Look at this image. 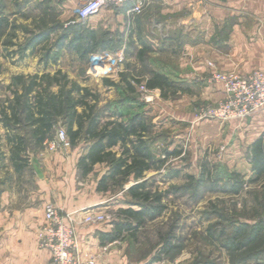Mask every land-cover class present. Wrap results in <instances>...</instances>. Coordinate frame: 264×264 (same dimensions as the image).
Masks as SVG:
<instances>
[{
  "label": "crops",
  "instance_id": "1",
  "mask_svg": "<svg viewBox=\"0 0 264 264\" xmlns=\"http://www.w3.org/2000/svg\"><path fill=\"white\" fill-rule=\"evenodd\" d=\"M68 3L72 9L73 3ZM125 10L103 11L116 14L123 31L128 24ZM159 10L164 13H158ZM133 20L134 41L120 67L123 100L132 101L135 115L147 112L152 118V131L169 128L172 120L188 126L177 135L180 139L189 138L188 123L197 122V134L202 138L212 129L218 141L227 146V166L244 175L246 186L263 188L264 109L244 120L226 122L205 119L201 112L226 96L224 85L211 79L213 73L249 74L264 70V0L153 1ZM199 30L201 36L196 35ZM176 32L180 34L175 35ZM153 73L167 76L175 94L162 97L160 87H148ZM142 85L149 90L145 95L152 96V100L145 101L129 92L141 90ZM121 118L119 121L127 122L131 117ZM163 119L166 123L157 125ZM147 138L152 142V137ZM156 141L153 146H166L161 139ZM168 145L170 150L175 146L174 142ZM150 147L161 156L162 152ZM87 149L83 143L69 150L48 146L22 152L24 160L18 163L9 157L8 173L0 169V264H50L51 252L39 245L48 203L73 216L80 263L149 264L147 259L132 257L129 242L120 237L107 238L117 231L120 234V198L115 200L109 192L98 190L101 177L109 169L103 166L105 163H97L92 172L82 176L78 162ZM89 214H104L106 220L84 223L83 218Z\"/></svg>",
  "mask_w": 264,
  "mask_h": 264
},
{
  "label": "rangeland",
  "instance_id": "2",
  "mask_svg": "<svg viewBox=\"0 0 264 264\" xmlns=\"http://www.w3.org/2000/svg\"><path fill=\"white\" fill-rule=\"evenodd\" d=\"M4 12L9 23L0 33V111L5 108L11 111L9 107L16 97L24 95L25 87L33 77H38L39 86L31 97L36 96L39 89L48 88L58 92L65 85L66 90L72 91V97L81 101L84 89H88L89 95L85 99L93 106L95 115L102 117V123L141 115L152 124V118L150 120L146 111L135 115L132 101L123 100L120 65L115 73L107 77L90 72L94 54L103 50L117 54L122 48L128 53L136 32L134 20L128 24L126 22L123 31L120 18L110 12L103 11L80 22L67 0H4ZM158 13H164V10ZM160 18L164 22L163 16ZM200 33L201 30L196 35L201 36ZM76 37H82L81 44L74 47L71 41ZM91 39L98 44L97 50L85 57L81 56L77 51L78 46H90ZM20 76L21 82L16 80ZM106 78L115 85L107 84ZM129 92L147 101V91L142 88ZM175 92L172 86L160 93L162 97H167ZM213 105L215 103L208 106ZM84 107L79 104L78 113L81 114ZM18 109L21 122H8L9 127L5 126L7 122L0 112V169L5 173H8V159L15 147L10 143V138L25 137L24 147L28 152L48 147L45 143L40 146L33 140V128L26 119L27 111L22 106ZM58 117L56 133L49 140H55L60 129L68 133V125L62 118L67 116ZM169 122L173 124L169 128L150 129L147 134V137H152L149 143L153 150L162 152L161 156L158 153L155 156L164 162L145 174L151 194L164 195L162 203L166 205V210L156 220L147 221L135 235L124 233L122 239L129 242L132 257L147 259L149 264H264V229L246 246L234 249L225 246L235 237L237 242H247L249 236L255 234L252 230L254 225L259 223L264 226V187L246 186L244 175L241 174V179L245 181L243 189L238 194L231 192L232 177L238 172L227 166L224 161L227 146L218 141L212 129L202 138L197 134V122L188 123L192 137L189 135V138L180 139L177 135L188 126L184 123V126L179 125L173 120ZM165 123L163 119L157 125L163 126ZM174 124L179 126L175 127ZM160 139L166 144L161 145V149L153 146ZM173 142L175 146L170 150L168 144ZM80 143L87 145L84 140ZM114 152L119 157L122 149L115 147ZM103 166L110 168L107 163ZM103 166L99 168V173ZM203 168L210 169L211 179L200 184L198 180ZM109 172L108 169L105 174ZM134 183L133 176L128 180L117 177L108 182V190L100 192H109V196L113 195L115 200L119 197L120 209H138L139 204L134 202L128 191ZM166 238L170 241V252H163L166 250L163 246Z\"/></svg>",
  "mask_w": 264,
  "mask_h": 264
},
{
  "label": "trees",
  "instance_id": "3",
  "mask_svg": "<svg viewBox=\"0 0 264 264\" xmlns=\"http://www.w3.org/2000/svg\"><path fill=\"white\" fill-rule=\"evenodd\" d=\"M4 13V0H0V33L9 23ZM81 38H74L71 41V45L74 47L75 45H80ZM90 42V46H78L77 51L80 52L81 56L85 57L97 50L98 44H95L93 39ZM37 78L33 77L30 84L25 87L24 95L16 97L9 107L11 111L6 108L0 111L4 115V120L7 122L5 126L9 127L8 122L20 124L21 117H19L18 108L22 106L26 109V119L33 128V140L38 145H42L47 139L53 138L55 135L58 116H67L62 118L65 119L68 125L67 134L72 147L78 145L83 140L88 146L86 153L78 162L82 176H86L92 172L97 163L109 164L110 172L104 174L99 181L98 190L101 191L108 190V182L110 180L117 177H121L122 180H128L129 177L133 176L135 183L128 188V191L134 199V202L139 204V208H121L120 234L117 231L113 235H107L108 239L115 240L119 237L122 239L125 232L135 235L147 221H153L162 216L166 210V205L162 203L164 195L151 194L149 180L145 178V174L147 171L153 169L155 165L159 164L161 166L164 161L157 158L150 147L147 138L150 124L146 121L145 117L138 115L131 117L127 122L111 120L102 123V117L95 115L93 106L89 105V101L85 99L89 95L88 89H84L85 94H83L81 101L75 100L72 97V91L66 90L65 85L58 92L50 91L48 88L39 89V93L31 97L32 92L39 86ZM16 80L21 82L22 77H17ZM105 82L110 85H115L108 78L105 79ZM171 85L172 82L170 79L160 73H153L152 77L147 81L148 87L158 86L162 91L170 88ZM22 98L24 99L23 101ZM79 104L86 106L81 114L77 111ZM25 142L26 139L22 136L10 138V143H13L15 146L11 157L14 161L17 160V163L20 160H24L22 152L27 151L24 147ZM118 145L122 149V154L119 157H117L116 152L113 150ZM17 168L19 169V164H17ZM210 179V169L203 168L198 182L203 184ZM232 179L231 192L238 194L243 189L245 181L241 179V174L239 173H236ZM263 229L264 226L257 223L252 227L255 234L250 235L247 242H237L235 237L225 246L230 249L246 246L249 242H253ZM169 238L164 239L165 243L163 246L166 247V250L164 249L163 252H170L172 250L168 247L170 245Z\"/></svg>",
  "mask_w": 264,
  "mask_h": 264
},
{
  "label": "built area",
  "instance_id": "4",
  "mask_svg": "<svg viewBox=\"0 0 264 264\" xmlns=\"http://www.w3.org/2000/svg\"><path fill=\"white\" fill-rule=\"evenodd\" d=\"M73 3L72 11L78 21H86L92 16L107 9L124 8L128 23L142 14L153 0H67ZM125 50L113 54L108 50L93 55L90 63V72L96 76H111L125 60ZM213 81L224 85L226 96L213 106L204 108L203 118L216 119L220 122L230 120H244L256 112L264 109V70H255L249 74L236 72H215ZM141 88L145 91L144 85ZM147 101L152 96L145 97ZM46 144L51 149L62 147L69 150L72 145L64 129H60L55 140ZM106 220L104 214H89L83 218L87 224L101 223ZM39 245L48 249L52 254L50 264H82L80 263V244L75 220L71 214L61 207L48 203L45 207V224L40 236ZM85 264V263H84ZM86 264H94L87 261Z\"/></svg>",
  "mask_w": 264,
  "mask_h": 264
}]
</instances>
